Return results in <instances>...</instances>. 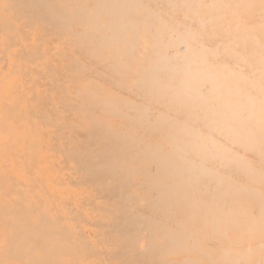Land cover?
Wrapping results in <instances>:
<instances>
[{
    "label": "bare ground",
    "instance_id": "6f19581e",
    "mask_svg": "<svg viewBox=\"0 0 264 264\" xmlns=\"http://www.w3.org/2000/svg\"><path fill=\"white\" fill-rule=\"evenodd\" d=\"M0 264H264V0H0Z\"/></svg>",
    "mask_w": 264,
    "mask_h": 264
}]
</instances>
